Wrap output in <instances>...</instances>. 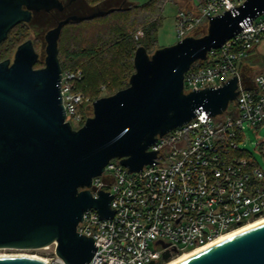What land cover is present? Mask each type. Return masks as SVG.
<instances>
[{
    "label": "water",
    "instance_id": "obj_1",
    "mask_svg": "<svg viewBox=\"0 0 264 264\" xmlns=\"http://www.w3.org/2000/svg\"><path fill=\"white\" fill-rule=\"evenodd\" d=\"M125 2V1H124ZM123 2V3H124ZM57 8V0H0V45L33 12ZM108 11L70 16L47 32L45 67L32 40L22 43L14 59L0 62V249L35 250L56 245L64 264H88L97 252L93 238L78 225L89 209L98 220L113 218L114 195L88 188L113 159L130 172L155 165L148 149L157 136L185 125L202 112L215 117L236 100L239 77L220 88L184 92V76L244 26L264 14V0H247L233 11L209 16L208 33L186 37L150 55L141 46L134 56L129 86L93 103V115L74 130L65 121L58 43L63 27ZM176 249L163 254L173 259ZM0 264H46L31 257H0ZM151 264H155L152 262ZM177 264H264V223L203 249Z\"/></svg>",
    "mask_w": 264,
    "mask_h": 264
},
{
    "label": "built area",
    "instance_id": "obj_2",
    "mask_svg": "<svg viewBox=\"0 0 264 264\" xmlns=\"http://www.w3.org/2000/svg\"><path fill=\"white\" fill-rule=\"evenodd\" d=\"M247 0H206L196 12L177 15L179 41L198 27L209 26V16L233 11ZM264 39V14L218 49L208 52L184 76V92L220 88L239 77L236 110L196 118L164 136L148 151L157 152L155 162L130 172L121 159H113L88 190L114 195L113 218L98 220L89 209L77 231L93 238L97 252L88 264H159L163 254L180 253L207 246L230 231L264 217V167L240 149L244 126L264 123V72L245 84L239 70L244 58ZM192 67V66H191ZM61 97L65 121L85 124L93 115V103L79 85L82 69L62 70ZM87 106V107H86ZM84 108V109H83ZM264 155V141L257 145ZM58 264H64L58 258Z\"/></svg>",
    "mask_w": 264,
    "mask_h": 264
},
{
    "label": "rangeland",
    "instance_id": "obj_3",
    "mask_svg": "<svg viewBox=\"0 0 264 264\" xmlns=\"http://www.w3.org/2000/svg\"><path fill=\"white\" fill-rule=\"evenodd\" d=\"M125 1V2H124ZM148 0H105V2L101 5V7H93L88 5V14L90 15L93 12L102 10L107 11L113 8H129L132 5H142L146 3ZM176 1V0H175ZM177 2H170L165 5L163 12V23L161 28L158 31L157 38V46L149 53L153 55L155 51L163 47H169L176 44L179 41L177 31V15L179 11H186L189 13L196 12L198 8L203 4L204 0H201L200 3H191V0H178ZM124 2V3H123ZM199 2V1H197ZM200 4V5H199ZM87 14V15H88ZM39 18V17H38ZM43 19V18H42ZM39 21L40 23H37ZM56 22H52L49 19L38 20L34 18L31 23H20L10 34L8 41L4 42L0 47V62L5 61L7 59H14L15 52L17 48L24 42L28 40L33 41L34 49L36 53L39 55V60L34 66L35 69H41L45 67V59H46V47L47 43L45 40V36L48 31L53 29L56 26ZM69 25V26H68ZM97 27L95 25H87V27H81L79 22H70L69 24L63 27L59 43V62L60 63H71L76 66H81L83 61H72L68 59V53L78 52L82 49L97 47L93 40V36L95 34V30L93 29ZM99 33L102 31V34H99V37L95 35L96 40L98 42H105L106 40H111V36L106 35L108 32L102 28L98 29ZM86 32V33H85ZM93 32V35L90 33ZM208 33V27L202 24L198 27L193 33L189 36H193L196 38H201ZM142 31H138L135 35V39L142 38ZM102 39V40H101ZM108 46V45H107ZM106 48L101 49L102 52L96 56V58L92 59V70L97 72L98 68L102 67L101 73L99 75V81L93 82L91 80L93 86L95 87L91 98L92 103L94 101L109 97L116 94L118 88L129 86L130 78L135 73L134 61L132 55L127 51L128 43H122L120 46L111 47V49ZM100 50V51H101ZM2 55V57H1ZM135 56V55H134ZM94 62V63H93ZM100 63L102 66H100ZM98 65V66H97ZM96 67V68H95ZM98 67V68H97ZM239 70L242 75V80L245 84H250L253 81V78L260 73L264 72V39L261 43L255 47L252 51L249 52L248 56L243 59L241 65L239 66ZM95 73V72H94ZM93 73V74H94ZM99 87V88H97ZM99 89V91H95ZM87 107V106H86ZM230 110H236L234 103L230 104ZM81 128L80 125H73L74 130H79ZM264 141V123L260 126L251 127L248 124L244 126L243 133V141L240 142V149L249 153L255 160L264 167V155L261 153L260 148L257 146L261 142ZM189 252V251H187ZM21 256H38L48 262V264H58L57 263V255H56V245H50L45 248L29 250V249H0V256L2 255H14ZM183 253H180L181 255ZM164 262L163 264H165Z\"/></svg>",
    "mask_w": 264,
    "mask_h": 264
},
{
    "label": "trees",
    "instance_id": "obj_4",
    "mask_svg": "<svg viewBox=\"0 0 264 264\" xmlns=\"http://www.w3.org/2000/svg\"><path fill=\"white\" fill-rule=\"evenodd\" d=\"M104 2L105 0H88V5H91L93 7H101ZM170 2H175V0H148L142 5H132L127 9L124 7L109 9L107 10L108 13L105 15L96 16L92 19L79 22V24H81V27L83 26L85 28L87 27V25L97 26L95 28L93 26L95 34L92 37L97 47L93 46L92 48L82 49L78 52L68 53L67 57L71 60L70 62L75 60L79 62L83 61L81 63L82 65L76 66L72 63L70 65L64 62L60 63L61 69L63 71L67 69H82L84 73V79L79 85V90L82 91L86 97L91 98V94L95 88L91 80H93V82L95 83L98 82L100 79L99 76H102L99 74L101 73V71H103L102 67H97V72L95 70H92V59L96 58L99 52H102L101 49L106 48L105 46L108 45L107 49H111V47L120 46L122 43L126 42L128 43L127 51L132 55L133 61L136 50L141 46H143L147 50V52L150 53L157 46L158 31L161 28L164 20V8L165 5ZM17 26H15L9 32L8 37L4 42L8 41L10 34ZM99 28H104L108 32L106 35H112L110 41L106 40L105 42L102 41L101 43L98 42V39L96 40V38L99 37V34H102V31L99 33ZM138 31H142L143 36L142 38L136 40L135 35ZM90 35H93V32L90 33ZM95 35H97L98 37L95 38ZM2 44L0 45V47L2 46ZM205 64V62H195L191 68L198 69L205 66ZM100 66H102L101 63ZM98 83L100 84V82ZM127 87L128 86L120 87L117 91L123 90ZM95 91L97 92L99 91V89ZM163 263L164 261H161L159 264Z\"/></svg>",
    "mask_w": 264,
    "mask_h": 264
},
{
    "label": "flooded vegetation",
    "instance_id": "obj_5",
    "mask_svg": "<svg viewBox=\"0 0 264 264\" xmlns=\"http://www.w3.org/2000/svg\"><path fill=\"white\" fill-rule=\"evenodd\" d=\"M57 2L61 3L63 7L62 10L54 8L49 12H46V11L33 12L32 19L29 23H31L34 20V18H37L38 20L40 19L41 21L45 19H49L53 23L56 22L57 23L56 26H57L60 21L70 16H73V15L87 16L88 14V10H87L88 0H57ZM37 23H40V22L37 21Z\"/></svg>",
    "mask_w": 264,
    "mask_h": 264
},
{
    "label": "bare ground",
    "instance_id": "obj_6",
    "mask_svg": "<svg viewBox=\"0 0 264 264\" xmlns=\"http://www.w3.org/2000/svg\"><path fill=\"white\" fill-rule=\"evenodd\" d=\"M263 223H264V217L258 218V219L254 220V221H251L250 223H247V224H245V225H243V226H241V227H239L237 229H234V230L230 231L229 233L223 235L222 237H220L216 241L208 244L207 246L195 249V250L190 251V252H185V253L181 254L180 256L172 259L170 262H168L166 264H177L180 261H182V260L194 255L195 253H197V252H199V251H201L203 249H206V248H208L210 246H213V245H215V244H217V243H219V242H221V241H223L225 239L233 237V236H235V235H237L239 233H242V232H244L246 230H249L251 228L259 226V225H261ZM0 257H31V258H34V259H39L41 261H44L46 264H48V262L46 260H44V259H42V258H40L38 256H27V255L15 256V254H14V255H2Z\"/></svg>",
    "mask_w": 264,
    "mask_h": 264
},
{
    "label": "crops",
    "instance_id": "obj_7",
    "mask_svg": "<svg viewBox=\"0 0 264 264\" xmlns=\"http://www.w3.org/2000/svg\"><path fill=\"white\" fill-rule=\"evenodd\" d=\"M189 1H190V0H189ZM197 1H199V2H197ZM205 1H206V0H204V2H205ZM175 2L180 3L178 0H176ZM201 2H202L201 0H191V3H193V4H194V3H200V4H201ZM204 2H203V3H204ZM200 4H199V5H200Z\"/></svg>",
    "mask_w": 264,
    "mask_h": 264
}]
</instances>
